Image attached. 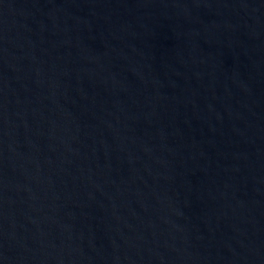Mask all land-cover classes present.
<instances>
[{"label": "water", "instance_id": "water-1", "mask_svg": "<svg viewBox=\"0 0 264 264\" xmlns=\"http://www.w3.org/2000/svg\"><path fill=\"white\" fill-rule=\"evenodd\" d=\"M0 264H264V0H0Z\"/></svg>", "mask_w": 264, "mask_h": 264}]
</instances>
